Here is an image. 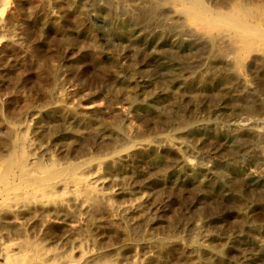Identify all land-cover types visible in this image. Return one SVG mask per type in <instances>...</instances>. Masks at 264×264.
Wrapping results in <instances>:
<instances>
[{
    "label": "rangeland",
    "instance_id": "rangeland-1",
    "mask_svg": "<svg viewBox=\"0 0 264 264\" xmlns=\"http://www.w3.org/2000/svg\"><path fill=\"white\" fill-rule=\"evenodd\" d=\"M0 264H264V0H0Z\"/></svg>",
    "mask_w": 264,
    "mask_h": 264
},
{
    "label": "bare ground",
    "instance_id": "bare-ground-1",
    "mask_svg": "<svg viewBox=\"0 0 264 264\" xmlns=\"http://www.w3.org/2000/svg\"><path fill=\"white\" fill-rule=\"evenodd\" d=\"M204 17V16H203ZM202 17V18H203ZM231 27H234V28H237V29H239V30H241V31H244V32H249V30H247L245 27H243L242 26V24H236L235 26H231ZM250 33V32H249ZM33 261V260H32Z\"/></svg>",
    "mask_w": 264,
    "mask_h": 264
}]
</instances>
